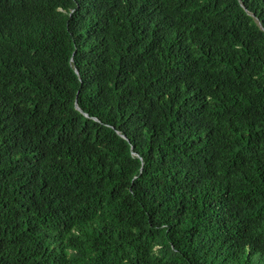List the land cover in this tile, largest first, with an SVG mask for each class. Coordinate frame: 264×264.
<instances>
[{
    "label": "trees",
    "instance_id": "obj_1",
    "mask_svg": "<svg viewBox=\"0 0 264 264\" xmlns=\"http://www.w3.org/2000/svg\"><path fill=\"white\" fill-rule=\"evenodd\" d=\"M0 264H264V0H0Z\"/></svg>",
    "mask_w": 264,
    "mask_h": 264
},
{
    "label": "water",
    "instance_id": "obj_2",
    "mask_svg": "<svg viewBox=\"0 0 264 264\" xmlns=\"http://www.w3.org/2000/svg\"><path fill=\"white\" fill-rule=\"evenodd\" d=\"M76 73H77V71H76Z\"/></svg>",
    "mask_w": 264,
    "mask_h": 264
}]
</instances>
